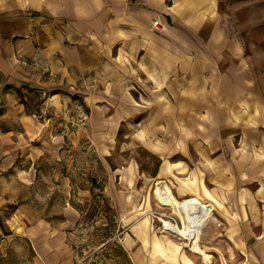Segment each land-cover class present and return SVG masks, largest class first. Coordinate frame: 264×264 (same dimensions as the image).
Instances as JSON below:
<instances>
[{
	"label": "crops",
	"instance_id": "0c3cea01",
	"mask_svg": "<svg viewBox=\"0 0 264 264\" xmlns=\"http://www.w3.org/2000/svg\"><path fill=\"white\" fill-rule=\"evenodd\" d=\"M241 18L262 26L264 0H0V172L33 180L45 144L64 147V136L46 134L56 120L46 123L38 104L30 110L29 98L41 97V111L77 106L89 137L109 143L131 128L158 161L150 211L176 215L154 199L157 183L179 201L212 204L200 235L212 264H264V42L246 52ZM158 227L154 215L126 231L132 264H205Z\"/></svg>",
	"mask_w": 264,
	"mask_h": 264
},
{
	"label": "rangeland",
	"instance_id": "374dc122",
	"mask_svg": "<svg viewBox=\"0 0 264 264\" xmlns=\"http://www.w3.org/2000/svg\"><path fill=\"white\" fill-rule=\"evenodd\" d=\"M246 21L250 18H241L237 38L249 53L259 50L264 42V24L247 28ZM16 91L27 104L23 91ZM81 99L74 95L71 103L80 106ZM29 100L32 111L36 104L42 105L41 97L38 103L35 97ZM40 106L37 113L46 123V119L57 122L54 128H46V134L50 138L64 136V147L57 154L56 146L45 144L44 160L38 163L39 172H32L36 175L33 180L21 177L25 172H0V264H132L121 248H125L126 231L131 234L143 213L150 211L151 179L158 161L133 143L131 128L122 127L109 143L101 144L99 138L89 137V117L84 110L70 105L65 113H53L52 103L45 111ZM143 117L147 119L148 113ZM131 165H137L135 176L132 172H116ZM246 187L250 188L248 184L241 186ZM259 187L253 181L250 189L260 216ZM171 217L182 222L178 215ZM161 227L159 222L156 232L169 233ZM34 229L42 238V258L29 236ZM182 241L189 249L188 241Z\"/></svg>",
	"mask_w": 264,
	"mask_h": 264
},
{
	"label": "bare ground",
	"instance_id": "6f19581e",
	"mask_svg": "<svg viewBox=\"0 0 264 264\" xmlns=\"http://www.w3.org/2000/svg\"><path fill=\"white\" fill-rule=\"evenodd\" d=\"M160 184L161 183H157V187L153 189L154 199L158 201L161 206L170 207L174 214L178 215L182 220V226H180L163 217H158L163 223L161 230L173 234V236L178 237V239L187 240L189 248L196 254L202 256L205 264H212L213 258L203 251L200 246L202 228L207 220L213 216V211L215 210L212 204L203 202L200 198L196 197L179 201L174 197L168 185L164 184L161 186ZM154 214L155 213L152 211H146L143 213L142 220L144 222H149L150 216H154ZM29 234L35 247L38 248L39 257L42 258V250L44 249L42 246H39V242L42 241V238L37 236L35 229Z\"/></svg>",
	"mask_w": 264,
	"mask_h": 264
},
{
	"label": "built area",
	"instance_id": "2783aa9c",
	"mask_svg": "<svg viewBox=\"0 0 264 264\" xmlns=\"http://www.w3.org/2000/svg\"><path fill=\"white\" fill-rule=\"evenodd\" d=\"M153 27L154 28H159V27H161V23H160V21L159 20H155L154 22H153ZM154 215H156V217H157V219L159 220V221H161L158 217H163V218H165V219H167V220H169L170 222H172V223H174V224H176V225H180V226H182V222H180V224L178 223V221H177V219L175 218V217H171V216H167V215H157V214H154ZM179 217V216H178ZM161 223V225H162V227H163V223H162V221L160 222ZM187 241V240H186ZM190 249V248H189ZM191 250V249H190Z\"/></svg>",
	"mask_w": 264,
	"mask_h": 264
},
{
	"label": "trees",
	"instance_id": "16d2710c",
	"mask_svg": "<svg viewBox=\"0 0 264 264\" xmlns=\"http://www.w3.org/2000/svg\"><path fill=\"white\" fill-rule=\"evenodd\" d=\"M105 227H107V228H105L106 230H109L110 229V227L109 226H105ZM106 242V241H105ZM112 242H109V243H107L105 246L107 247L108 245H110ZM115 244V243H114ZM116 245V244H115ZM122 250H123V253L128 257V255H127V252L125 251V249H124V247H122L121 248ZM130 262V261H129Z\"/></svg>",
	"mask_w": 264,
	"mask_h": 264
}]
</instances>
